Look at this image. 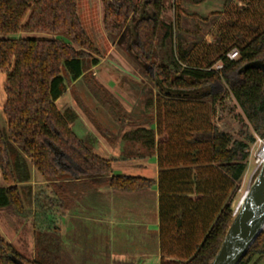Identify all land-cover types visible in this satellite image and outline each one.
<instances>
[{"label":"trees","instance_id":"16d2710c","mask_svg":"<svg viewBox=\"0 0 264 264\" xmlns=\"http://www.w3.org/2000/svg\"><path fill=\"white\" fill-rule=\"evenodd\" d=\"M100 1L104 31L113 41L126 32V51L157 88L150 103L154 128L128 133L154 148L157 177L114 174L111 162L72 130L75 111L57 107L68 87L99 63L76 0H0L6 120V129L0 128V208L12 205L24 213L22 188L29 186L33 169L59 197L76 180L125 191L156 184L159 264H209L234 217L233 200L255 135L264 138V69L248 67L264 64V0L232 1L211 39L190 48L181 45V33L173 28L177 18L173 27L163 21L162 0ZM174 7L179 9L177 0ZM160 33L166 57L157 62ZM231 50L237 51L234 59L226 56ZM228 95L245 121L246 130L236 137L212 120L215 106ZM104 103L115 121L136 122L120 111L114 94ZM0 264L55 263L25 258L0 234ZM237 264H264V229Z\"/></svg>","mask_w":264,"mask_h":264},{"label":"rangeland","instance_id":"374dc122","mask_svg":"<svg viewBox=\"0 0 264 264\" xmlns=\"http://www.w3.org/2000/svg\"><path fill=\"white\" fill-rule=\"evenodd\" d=\"M162 1L164 4L163 21L171 23L173 27L175 18H177L173 28L181 33V45L190 48L195 43L211 39L210 31L219 15L222 14L226 5L236 0H177L179 9L174 7V0ZM76 4L81 25L98 51L99 63L89 70V74L80 77L72 84V87L71 85L68 87L66 93L56 101L57 107L61 111L67 107L75 111L77 120L71 125V128L77 136L80 135L79 130L84 123L120 124L113 118L111 107L104 103L113 94L122 105V108L119 107L120 111L127 109L133 114L136 113L133 115V119L137 118V123L148 125L152 121L154 113L150 103L157 93V88L144 74L143 67L137 62L134 55L126 51V32L114 41L109 38L102 25L103 12L100 0H76ZM161 36L162 33L156 40L157 62L166 57L163 45H161ZM58 38L67 42L65 37L58 36ZM168 47L170 46L167 44L165 50H168ZM165 62L167 63L168 60ZM4 81L5 73L0 71V128L2 129H6V120L3 114ZM97 92L98 94H96ZM212 120L220 131L230 133L235 137L238 136L241 129L246 130V128H242L245 123L242 112L230 95L215 106ZM253 151L254 147H251L247 168L233 200L235 208L252 179L255 169L252 162ZM113 166H116V163ZM30 169L32 170V168ZM31 172L35 182L33 189L30 190L25 184L22 188L24 213L20 214L12 205L0 208V234L3 238L25 258H40L45 262L55 264H77L76 261L67 258L66 250L81 255L83 259L110 254L109 246L105 245L106 248L104 247L103 241L106 240V237H100L96 221H88L87 219L91 215L87 213L78 214L76 230L67 229L63 232L65 241L68 240L67 244H62V247L54 244L56 236L54 229L52 227L50 229L49 223L45 219L42 224H38V217L43 219L47 214V220H52L46 194L49 184L34 169ZM0 185H3L1 179ZM88 199L96 205L95 194ZM41 204L42 209L39 208ZM93 207L91 209L96 211ZM94 214L96 215V213ZM36 222L38 224V239L34 234ZM61 248L63 251H60ZM57 254H60L59 259L53 260L52 258ZM90 262L91 260L84 261L87 264Z\"/></svg>","mask_w":264,"mask_h":264},{"label":"crops","instance_id":"0c3cea01","mask_svg":"<svg viewBox=\"0 0 264 264\" xmlns=\"http://www.w3.org/2000/svg\"><path fill=\"white\" fill-rule=\"evenodd\" d=\"M125 111L132 115L136 114L127 109ZM138 127L154 128L152 122L149 125L139 124L137 121L110 125L91 122L82 124L80 135L77 137L95 154L109 160L114 174L156 179L158 168L154 148H146L141 140L128 134ZM155 140L157 141L158 137L155 136ZM115 163L116 166H113ZM34 185L32 178L28 186L30 190ZM56 193L52 189L46 192L52 220H47L48 214L45 215L46 218H39L41 222L45 219L50 229H54L56 234L54 244L60 247L67 244L68 240L65 241L63 232L67 229L76 230L78 214L87 213L91 215L88 221H96L100 237H106L103 241L104 247L108 245L110 248V254L89 259H83L81 255L66 250L67 258L76 261L77 264H87L84 263L85 260H91L89 264H159L156 184L148 189L125 191L76 180L63 190L60 197ZM93 194L96 205L88 199ZM92 207L96 211L91 209ZM44 224L47 225L46 222ZM59 256L60 254H57L52 259L58 260Z\"/></svg>","mask_w":264,"mask_h":264},{"label":"water","instance_id":"95a60500","mask_svg":"<svg viewBox=\"0 0 264 264\" xmlns=\"http://www.w3.org/2000/svg\"><path fill=\"white\" fill-rule=\"evenodd\" d=\"M248 67L264 69V64ZM264 229V162L252 175L248 188L234 211L223 241L209 264H237L259 233Z\"/></svg>","mask_w":264,"mask_h":264},{"label":"built area","instance_id":"2783aa9c","mask_svg":"<svg viewBox=\"0 0 264 264\" xmlns=\"http://www.w3.org/2000/svg\"><path fill=\"white\" fill-rule=\"evenodd\" d=\"M226 56L229 59H234L237 57V51L231 50L226 54ZM220 66V63H217L215 65L216 68H220ZM252 147H254V151L252 154V162L255 165V169L253 171L254 174L264 162V138L255 135V142L253 143Z\"/></svg>","mask_w":264,"mask_h":264}]
</instances>
